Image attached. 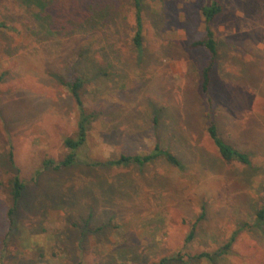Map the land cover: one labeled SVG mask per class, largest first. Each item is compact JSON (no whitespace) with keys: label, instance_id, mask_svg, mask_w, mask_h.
Wrapping results in <instances>:
<instances>
[{"label":"rangeland","instance_id":"obj_1","mask_svg":"<svg viewBox=\"0 0 264 264\" xmlns=\"http://www.w3.org/2000/svg\"><path fill=\"white\" fill-rule=\"evenodd\" d=\"M222 2L212 26L214 114L250 166L224 163L205 131L209 54L189 46L204 38L206 0H142L141 52L132 0H53L45 11L0 0V264H264V0ZM73 75L85 80L95 118L76 163L59 169L70 153L64 141L77 133L62 85ZM156 114L183 167L105 165L149 153ZM17 173L25 188L11 221ZM232 236L228 254L195 258Z\"/></svg>","mask_w":264,"mask_h":264},{"label":"trees","instance_id":"obj_2","mask_svg":"<svg viewBox=\"0 0 264 264\" xmlns=\"http://www.w3.org/2000/svg\"><path fill=\"white\" fill-rule=\"evenodd\" d=\"M22 6L27 10L36 9L39 11H45L48 5L53 0H20ZM134 17H135V32L132 38V45L135 51L141 52L143 50L144 44V25H143V3L142 0H132ZM107 7V6H106ZM111 9L107 7L104 11L107 13ZM225 7L222 0H206L205 5L202 7V16L205 19V35L204 38L193 42L189 49L198 50L204 49L208 52L209 58L206 65L201 71V94L206 101L207 109L205 111L206 126L205 131L209 139L213 142L217 149L220 159L226 164L238 163L243 166H250L252 164L250 155L244 151H241L229 144L221 135L216 117L214 114L215 101L211 96V84H212V74L217 64L218 55V43L215 38L213 31V23L216 19L224 12ZM43 27V26H42ZM7 28L4 21H0V30ZM45 28V23L44 27ZM85 80L78 75H73L71 78L62 81L63 87L67 89L71 98L73 99L77 111H78V121H77V133L75 137L66 138L64 141L65 147L70 151V153L56 165L57 168H67L74 165L77 161V151L82 148L88 139L89 125L95 118V112H89L85 106L83 99V90L85 88ZM152 127L155 135V145L154 148L149 153H140L135 155H125L122 154L119 157L108 160L105 165L110 167H130L132 165H137L144 167L148 164L156 162L163 159L169 166L173 168L183 167L182 161L179 157L170 149L165 148L160 135V120L159 116L156 114L152 120ZM10 163L13 164V153L10 152ZM47 164H55L53 161H48ZM25 188L24 183L19 177L18 173L9 180V190L8 195L11 201V205L8 209V216L12 221V216L17 208V205L22 198L23 190ZM205 218V213H202L198 221L192 225L190 234L187 237L186 242L189 243L195 238L196 228L198 223ZM263 220V212L258 213L257 222L260 223ZM235 242V237L229 240L227 244L221 247L213 255L209 253H202L197 255L195 258L214 262L215 257L224 256L229 253L233 244ZM171 260H176L173 258ZM168 259H163L159 264H165Z\"/></svg>","mask_w":264,"mask_h":264}]
</instances>
